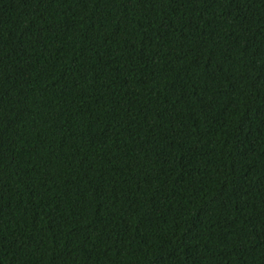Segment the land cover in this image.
I'll use <instances>...</instances> for the list:
<instances>
[{
  "label": "trees",
  "instance_id": "obj_1",
  "mask_svg": "<svg viewBox=\"0 0 264 264\" xmlns=\"http://www.w3.org/2000/svg\"><path fill=\"white\" fill-rule=\"evenodd\" d=\"M0 264H264V0H0Z\"/></svg>",
  "mask_w": 264,
  "mask_h": 264
}]
</instances>
